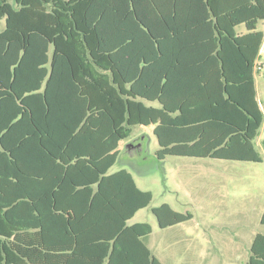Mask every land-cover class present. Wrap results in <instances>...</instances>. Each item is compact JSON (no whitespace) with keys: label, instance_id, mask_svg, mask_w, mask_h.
Returning a JSON list of instances; mask_svg holds the SVG:
<instances>
[{"label":"trees","instance_id":"trees-1","mask_svg":"<svg viewBox=\"0 0 264 264\" xmlns=\"http://www.w3.org/2000/svg\"><path fill=\"white\" fill-rule=\"evenodd\" d=\"M185 6L173 0H0V264H122L126 237L137 251L130 264H162L144 243L151 226L128 225L149 206L151 193L125 169L107 174L121 154L119 142L136 126H154L158 161L261 162L253 142L263 115L251 72L264 39L256 31L264 0L252 5L254 19L215 24L226 37L213 39L225 79L214 107L192 114L187 95L169 82L174 69L165 68L168 81L155 94L133 84L125 89L133 80L126 60L132 46L146 60L162 61L172 47H203L202 33L191 41V20L178 13ZM242 23L249 33L237 38L234 28ZM230 41L253 45L248 71L238 66ZM233 56L237 67H230ZM151 212L160 229L192 218L167 204ZM92 249L103 252L92 255ZM249 252L245 264H264L263 234L255 235Z\"/></svg>","mask_w":264,"mask_h":264},{"label":"rangeland","instance_id":"rangeland-1","mask_svg":"<svg viewBox=\"0 0 264 264\" xmlns=\"http://www.w3.org/2000/svg\"><path fill=\"white\" fill-rule=\"evenodd\" d=\"M259 31L264 34V22ZM259 65L255 81L263 122L253 143L261 162L175 156L158 161L152 127L136 126L125 146L144 139L143 150L134 156L124 152L110 170H127L140 190L151 193V203L132 222L151 226L145 242L162 264H244L252 236L264 229V41ZM162 204L192 218L160 229L151 210Z\"/></svg>","mask_w":264,"mask_h":264},{"label":"crops","instance_id":"crops-1","mask_svg":"<svg viewBox=\"0 0 264 264\" xmlns=\"http://www.w3.org/2000/svg\"><path fill=\"white\" fill-rule=\"evenodd\" d=\"M173 2L183 3L187 5L185 7H180V9H178V13L186 14L185 17L191 20V33L189 35V38L192 39L191 41L195 42L198 33H202L204 39L203 47H192L191 42L188 45L187 49L172 47L166 55L168 56V60L162 61L158 59L151 60L148 58V60H146L144 58L145 56H143L144 54H142V51H136V48L132 46L129 49V58L126 60L128 62L131 61L130 69L132 70L131 75L133 77V80L125 84V89L127 90L133 84L136 87L134 88L135 91L144 92V94L150 91V95L155 94L157 92V87L162 86L168 81L167 76H164L165 68L174 69V73H172V75L170 76L169 82L174 84V87L176 86L179 91H184V93L187 95V100H189L187 109L191 111L192 114H196L199 113V110L201 109L205 110L214 107L211 106L212 102L214 100H218L219 98L218 84L220 82H223V80L225 81V79L220 77L218 73V61L216 60V58H214L216 50L220 48V44L216 45L217 43H214L213 39H215L216 37H221V39H223V37H226V33L224 32L225 30L219 31L215 27L216 22L220 21V25L225 27L230 18H237L242 20L254 19L255 13L254 11H252V5L256 3V0H173ZM200 20H204L203 23L206 27L200 28L196 26V21ZM259 24L260 22H258L256 25V31H259ZM234 32L235 37L237 38L243 37L249 33L245 23L237 25L234 28ZM230 43L231 46H234L233 53H236L234 56H236L238 62L241 63L238 66L242 67L243 71H248L247 65L249 64L253 45H249L246 41H240V44L238 43V46L236 47L233 42L230 41ZM214 46L215 49H213ZM262 46L257 52V57L253 64L251 72V77L253 79L255 87L256 101L259 105L260 110L261 106L257 96L255 78L260 66L259 59L262 54ZM238 50H240L243 56H240L238 54ZM234 56L232 57V60L235 63L236 61ZM246 62L248 64H246ZM230 67H237V64L235 63ZM230 76L233 77V74L231 72ZM229 81L231 82L232 79H229ZM152 89H154L155 92H153ZM135 98L142 101L145 106L153 108L160 107V104L156 101L147 102L144 100V97L139 96H135ZM183 99L184 98H182V100ZM140 127L143 130H147L146 128L150 127H152V130L154 129V126L152 125L148 127ZM143 140L139 141L142 142ZM135 141L137 140L132 141V143ZM125 145V141L119 142L118 150L121 152V154L119 155L117 161L121 160V156L124 154L123 150L125 148ZM130 152L131 156H134V152L132 149L130 150ZM113 167L109 169L107 173L108 175L120 170L118 169L114 172H110ZM134 217L128 221L129 226L137 224L136 222H132ZM256 234L264 235V229ZM255 235L252 236L249 250ZM146 238H144V243L147 246L145 242ZM123 242L124 243L122 246V250H118L120 251V255L122 256L121 263L130 264V256L132 254L137 255V251L132 250L129 237L123 239ZM102 252V249H92L91 254L101 255ZM249 256L250 252L249 255H247L246 257V262L248 261Z\"/></svg>","mask_w":264,"mask_h":264},{"label":"flooded vegetation","instance_id":"flooded-vegetation-1","mask_svg":"<svg viewBox=\"0 0 264 264\" xmlns=\"http://www.w3.org/2000/svg\"><path fill=\"white\" fill-rule=\"evenodd\" d=\"M131 149L133 150L134 155H139L141 153V151L143 150L142 149V142H140L139 140H137L133 143L131 142L128 144L127 148L125 146L124 151L131 154V152H130Z\"/></svg>","mask_w":264,"mask_h":264},{"label":"water","instance_id":"water-1","mask_svg":"<svg viewBox=\"0 0 264 264\" xmlns=\"http://www.w3.org/2000/svg\"><path fill=\"white\" fill-rule=\"evenodd\" d=\"M128 147V145L126 146V148Z\"/></svg>","mask_w":264,"mask_h":264}]
</instances>
